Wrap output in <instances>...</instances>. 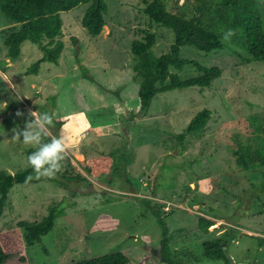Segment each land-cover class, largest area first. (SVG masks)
<instances>
[{"label": "rangeland", "instance_id": "1", "mask_svg": "<svg viewBox=\"0 0 264 264\" xmlns=\"http://www.w3.org/2000/svg\"><path fill=\"white\" fill-rule=\"evenodd\" d=\"M258 1L264 29V0ZM168 2L171 9L190 11L186 0ZM106 3L107 23L98 36L81 24L88 4L61 12V56L57 64L41 63L34 75L25 70L39 49L24 42L19 58L11 60L4 38L13 27L0 13V170L15 174L28 166L26 151L36 146L15 140L13 129H23L29 111L60 118V129L55 125L52 131L67 141L54 180L12 187L0 231H17L21 221L38 222L56 206L52 231L25 248L29 264H70L118 251L130 257L127 264H136L161 239L155 207L182 263L225 264L207 259L202 245L227 232L225 253L232 264H264V241L259 243L264 239V168L242 170L232 153L239 145L252 150L264 143V61L249 60L228 44L209 53L182 46L181 57L217 66L221 75L209 87L157 93L140 116L131 42L149 29L156 33L153 53L159 56L168 51L173 34L149 22L143 0ZM72 35L79 39L78 60ZM79 65L93 81L82 77ZM170 71L182 80L200 74L193 65ZM203 108L211 110L204 131L188 136L181 147L174 136ZM18 110L24 115L17 117ZM108 154L106 180L99 174L90 186L73 178L78 172L87 176L80 161ZM101 214L115 218L116 228L92 230ZM198 215L216 221L207 233L197 229Z\"/></svg>", "mask_w": 264, "mask_h": 264}, {"label": "trees", "instance_id": "2", "mask_svg": "<svg viewBox=\"0 0 264 264\" xmlns=\"http://www.w3.org/2000/svg\"><path fill=\"white\" fill-rule=\"evenodd\" d=\"M190 11L179 12L169 8L168 0H143L145 6L143 13L153 25L164 27L173 34V43L166 53L156 56L153 47L156 44V33L146 29L141 30L142 38L131 42V53L136 57L134 66L135 79L139 80L137 99L139 115L141 116L151 99L157 94L174 89L189 87H209L217 79L222 70L217 66L206 67L196 61H190L180 55L182 46H192L200 51L209 53L222 49L225 44L242 50L249 55V60L264 61V29L260 15V2L258 0H186ZM88 4L82 17L81 24L92 36L100 35L106 26L105 13L108 11L106 0H0V13L6 22L13 27L4 38L7 56L11 60L19 58L22 44L30 42L32 47L38 48L40 54L37 59L26 67L25 75L37 74L41 63L57 64L63 51V36L61 12H66ZM235 29L236 35H228L227 29ZM75 47V58L78 60L80 52L79 39L70 36ZM38 51V52H39ZM238 54L237 51H234ZM185 65H193L200 73L196 77L182 80L170 68L181 70ZM83 78L90 79V74L79 65ZM169 79V82H166ZM211 116V110H199L174 137L178 144H182L188 136H201ZM54 124L60 129L63 121L55 118ZM36 150L29 148L27 156ZM236 157L237 166L246 171H256L264 168V143L254 149L239 145L232 151ZM108 156V157H107ZM86 158L79 162L83 172H78L79 182H88L91 178L104 175L108 170L109 154ZM103 158H106L104 160ZM33 172L32 168L11 174L0 170V217L9 203V193L16 184L25 183V177ZM55 177L50 178L54 180ZM99 180V178H98ZM32 180L30 182H37ZM161 229V239L154 246L152 252L141 255L136 264H184L175 258L172 250L168 229L156 208L151 209ZM59 216L57 207L48 210V214L38 222H18L17 231H0V264H29L26 247L38 242L40 238L52 231L56 218ZM215 220L204 215H198L197 229L207 233ZM117 221L109 214H101L94 222L92 230H110L116 228ZM224 228H227V226ZM229 234L223 232L210 240L203 242L204 256L209 260H222L231 264L223 250ZM264 239L260 238L262 245ZM130 257L123 252L106 253L95 258L74 261L70 264H127Z\"/></svg>", "mask_w": 264, "mask_h": 264}, {"label": "clouds", "instance_id": "3", "mask_svg": "<svg viewBox=\"0 0 264 264\" xmlns=\"http://www.w3.org/2000/svg\"><path fill=\"white\" fill-rule=\"evenodd\" d=\"M228 35H236L235 29H227ZM17 111L16 116H23ZM23 129H13V138L24 144L35 145L36 150L27 156V165L33 172L25 177V183L41 178H53L61 170L62 161L67 155L66 137L57 136L53 115L48 112L29 111Z\"/></svg>", "mask_w": 264, "mask_h": 264}, {"label": "water", "instance_id": "4", "mask_svg": "<svg viewBox=\"0 0 264 264\" xmlns=\"http://www.w3.org/2000/svg\"><path fill=\"white\" fill-rule=\"evenodd\" d=\"M28 103H29V101H28ZM225 249H226V246L223 245L224 252H225ZM227 258L229 259L230 263L232 264L233 263V260H232L231 256L227 255ZM240 264H246V263H240Z\"/></svg>", "mask_w": 264, "mask_h": 264}]
</instances>
